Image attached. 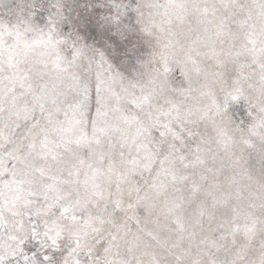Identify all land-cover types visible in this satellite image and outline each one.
Instances as JSON below:
<instances>
[{"label":"snow or ice","instance_id":"snow-or-ice-1","mask_svg":"<svg viewBox=\"0 0 264 264\" xmlns=\"http://www.w3.org/2000/svg\"><path fill=\"white\" fill-rule=\"evenodd\" d=\"M0 264H264V0H0Z\"/></svg>","mask_w":264,"mask_h":264}]
</instances>
